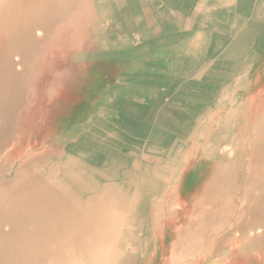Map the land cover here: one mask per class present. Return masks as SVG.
Masks as SVG:
<instances>
[{
  "label": "rangeland",
  "instance_id": "rangeland-1",
  "mask_svg": "<svg viewBox=\"0 0 264 264\" xmlns=\"http://www.w3.org/2000/svg\"><path fill=\"white\" fill-rule=\"evenodd\" d=\"M227 3L238 26L218 37H209L205 30L191 36L192 19L199 11L195 0H107L105 6L101 0H85L83 5L59 11L55 22L45 21L43 29H36L32 35L35 41L23 58L10 46L13 55L7 68L14 78L10 83L13 101L0 109V182L32 169L45 171L61 161L72 163L77 158L73 155L80 153L78 144L104 133L109 134L103 138L109 141L116 159L123 149L126 153L136 151L137 159L148 147L152 121H142L144 140L132 142L120 135L119 123L135 127L134 117L152 103L166 106L184 90L203 92L207 98L215 96L212 91L220 86L213 100L201 102L210 104L202 117L208 137L214 136L220 120L231 115L234 98L243 104L239 126L254 128L264 112V0ZM168 5L173 8L171 17L165 12ZM229 51L241 54L237 61L228 67L216 61ZM228 75L230 82H225ZM154 97L156 101L160 98L159 102L151 101ZM204 143L195 136L190 146L184 145L187 149L171 181L163 188L155 183L150 186L148 219L145 223L136 217L137 230L121 248L129 264H180L171 258L179 229L212 205L205 199L210 169L199 162ZM254 143L244 144L242 152H232L229 157L248 166L252 155L257 159ZM222 147H217L218 154H223ZM136 168L132 166L135 181L140 177V173L134 174ZM246 186L240 184L224 202L235 216L237 209L243 208ZM230 223L235 222L225 223L226 229L234 228ZM219 257L220 261L228 253ZM242 259H249L248 264H264V245L244 252ZM186 262L196 264L194 260Z\"/></svg>",
  "mask_w": 264,
  "mask_h": 264
},
{
  "label": "bare ground",
  "instance_id": "bare-ground-1",
  "mask_svg": "<svg viewBox=\"0 0 264 264\" xmlns=\"http://www.w3.org/2000/svg\"><path fill=\"white\" fill-rule=\"evenodd\" d=\"M83 1L85 0H0V109L13 101L10 83L14 78L7 68V62L13 55L11 51L15 49L23 58L35 41L32 35L36 29H43L45 21L55 22L60 16L59 11L83 5ZM195 1L199 2V11L192 19L194 33L191 36L197 35L201 30L209 32V37L226 33L228 35L236 30L238 19L235 14L233 16L234 12L230 10L227 0ZM237 1L234 0V3ZM106 2L107 0H101L102 6ZM172 10V6L168 5L165 11L167 17L172 16ZM154 16L152 15V19ZM213 28L218 30L213 32ZM44 29L47 31L49 27ZM237 52L229 51V55L216 61L221 60L228 67L234 59L237 61L240 57V50L239 54ZM234 56L236 57L233 58ZM226 81L230 82L229 75ZM219 87L212 91L215 96L220 91ZM202 93L184 90L166 106L152 103L140 116L134 117L137 120L135 127L125 121L119 123L117 128L120 135L132 142L144 140L142 121L146 118L152 121V136L147 143L148 147L137 159L136 151L126 153L125 149L120 150V158L116 159L113 149L107 145L109 141L106 137L103 138L109 134H94L96 137H89L84 143L78 144L80 153L73 155L77 158L72 163L61 161L52 164L45 171L37 172L32 169L18 173L11 181L0 182V264H129V257L125 256L126 253L121 248L137 230L139 223L136 217L145 223L148 219L149 197L153 194L150 186L155 183L158 188H163L164 183L171 181L170 177L174 174L175 167L179 166L184 149H187L186 144L190 146L195 136L205 141L200 160L214 165L215 171L225 169L228 165L234 170L243 169L240 162L231 157V153L242 152L246 148L244 144L251 141L255 142L256 161L264 169V112L254 128L248 129L249 125L239 126L244 113L241 110L243 104L238 101L239 98H234L233 112L223 121L220 120L214 136L208 137V127L202 117L210 104L203 105L201 102L213 100L215 96L204 98ZM156 100L157 97H154L151 101ZM159 100L160 98L156 102ZM155 118L158 120L156 125L153 124ZM219 146H223V154L217 153ZM112 159L116 161L115 165L110 164ZM132 166L137 167L134 174L140 173L137 181L134 180ZM212 181L205 193V199H209L210 203L221 194H218L220 189L211 186ZM174 189L176 191L175 187ZM178 244L177 242L176 246Z\"/></svg>",
  "mask_w": 264,
  "mask_h": 264
},
{
  "label": "crops",
  "instance_id": "crops-1",
  "mask_svg": "<svg viewBox=\"0 0 264 264\" xmlns=\"http://www.w3.org/2000/svg\"><path fill=\"white\" fill-rule=\"evenodd\" d=\"M199 162L206 163L209 166L211 181L213 180L211 186L220 189L221 192H218V194H221L215 197L214 201L210 203L212 204L211 209L207 208L206 210H202L179 229V236L176 240L179 244L177 246V242L173 244L171 258L180 264H188L186 261L191 260L196 261V264H211L213 261H215V264H248L249 259H242L244 252L257 250L260 246L264 245V196L262 197L264 195V169L261 167L262 165H258V162L255 161L254 155H252L249 165L247 164L248 166L245 167L242 161L243 169L241 168V170L240 168L235 170L231 169V166L228 165L225 166V169L215 171L216 168L209 162L203 160H199ZM217 176L219 177L217 178ZM216 179L217 181H214ZM261 181L263 182L260 183ZM243 182L247 185V189H244L243 195V201L245 203L242 205L243 208L237 209L238 216H236L239 219H235L236 216L233 214L230 205L228 203L224 204V202L226 199L231 198L232 194ZM247 193L249 198L246 197ZM251 194H253V197ZM260 207L261 210L259 209ZM230 220L235 222L229 224V226L233 225L234 228L226 229L225 223L227 224ZM212 222H214L215 226H213L214 224ZM224 252L228 253V257H224V259L222 257V260L219 261V256H223ZM210 253L213 254L209 255Z\"/></svg>",
  "mask_w": 264,
  "mask_h": 264
}]
</instances>
